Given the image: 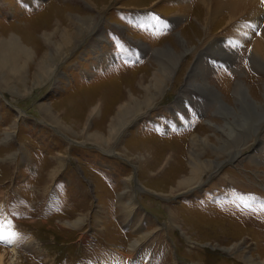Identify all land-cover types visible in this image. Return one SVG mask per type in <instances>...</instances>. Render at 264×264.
I'll return each mask as SVG.
<instances>
[{
  "label": "rangeland",
  "instance_id": "rangeland-1",
  "mask_svg": "<svg viewBox=\"0 0 264 264\" xmlns=\"http://www.w3.org/2000/svg\"><path fill=\"white\" fill-rule=\"evenodd\" d=\"M178 8L0 0V46L40 55H20L18 75L0 68V264H264V101L233 95L248 76L262 85L264 71L249 44L229 39L232 24L207 26L203 48L190 43L199 26ZM61 32L71 41L62 44ZM165 64L174 69L166 92L145 107L132 92L152 86ZM130 102L140 110L117 123ZM196 132L195 157L207 168L179 187Z\"/></svg>",
  "mask_w": 264,
  "mask_h": 264
},
{
  "label": "bare ground",
  "instance_id": "bare-ground-1",
  "mask_svg": "<svg viewBox=\"0 0 264 264\" xmlns=\"http://www.w3.org/2000/svg\"><path fill=\"white\" fill-rule=\"evenodd\" d=\"M177 1V2H176ZM187 0H173V4H175L177 7H179L178 9L183 10V8L185 9V11L190 14L191 18L193 19V21L199 26V30L194 32L193 34H191V38H189L190 43L193 44L197 43L199 44L201 47L204 45V38L207 36L208 33H210V29L212 30V28H209L206 30L207 26H210L214 23V25L219 26L220 28H225L227 26H230L231 24L234 25L233 29H230L227 31L228 36L230 37L229 39L231 40L232 37V42H236V44H239V46H246V44H249V46L252 48V50H250L252 52V59L253 61L257 64V67H260L261 71H264V31L262 36L260 35L259 38H257V36H254V33L251 31L252 28L255 27H259V25H261L263 23V19H262V9L260 6V2L258 0H197L196 1V7H194L193 9H190V6H186V7H180L182 5H184V2ZM100 3V5H102L103 0H97V4ZM188 4V2H186ZM185 3V4H186ZM174 6V5H173ZM224 12H227L226 15ZM264 12V11H263ZM99 13V12H98ZM181 13H179L178 11V16L181 17L180 15ZM243 20V25L240 26L238 24L239 20ZM246 21V22H245ZM61 21H59V24ZM176 22H178V19H176ZM172 23H175V20H172ZM92 24V23H91ZM176 24V23H175ZM59 26V25H58ZM92 26V25H91ZM63 30V29H62ZM219 31V30H218ZM49 33V32H48ZM47 33V34H48ZM47 34H44V36L42 35V38L44 39V41L46 40V36ZM61 36V41L62 44H67L69 41H71L69 39L68 35L63 34L62 32L60 33ZM67 34V33H66ZM182 34V33H181ZM181 37H183L181 35ZM196 38H198L196 40ZM221 39V37H220ZM196 40V42H195ZM49 42V41H47ZM220 42V41H219ZM17 43V42H16ZM15 42L11 41L8 43V46H4V44H2L0 46V68L1 70L3 69L4 71H8L9 73L13 74H17V68L15 66H13L12 64H15L14 62H19L21 60V56L24 57V60L27 58H31V54L35 53L34 57L35 60H38L40 55L38 53H36L32 48H21L19 47ZM73 43V42H72ZM213 43V42H212ZM52 44V43H51ZM235 45V44H234ZM63 46V45H61ZM195 45H192V48ZM191 46H183L182 50L183 51H188V48ZM191 48V49H192ZM203 48V47H202ZM162 49H170L168 52H170V54H175L176 50L179 51V46L171 47V46H165L162 47L160 50ZM223 49V48H221ZM147 50V49H145ZM163 51V50H162ZM165 52V50L163 51V53ZM218 52V51H216ZM21 55V56H20ZM174 56V55H173ZM173 56L171 60L169 62L172 63L173 61ZM179 57V56H178ZM236 57V56H235ZM176 58V57H175ZM178 59V58H177ZM197 59H199V57L197 56ZM22 60V61H24ZM167 61V60H166ZM168 62V63H169ZM177 62V61H176ZM36 63V62H35ZM156 63V61H155ZM42 65V64H41ZM151 66V65H150ZM159 67V66H158ZM193 67L198 68L199 70L201 69L199 67V62L193 64ZM160 68V67H159ZM158 68V69H159ZM21 70V69H20ZM19 70V71H20ZM193 69H191L192 72ZM41 71V68L38 69V73ZM237 71V70H236ZM155 72V71H154ZM37 73V74H38ZM41 73V72H40ZM174 73V69H173V65L169 66L168 64H165L162 66V69H160V76H156L153 78V84L152 86H146L145 88H138L136 89L134 92H132V94H137V96L141 95L142 98L144 99V106H148V104L153 100V97H157L159 96H163V94H165L164 90L165 87L168 85L167 81H166V75L167 74H173ZM13 74V75H15ZM182 74V72L180 73ZM18 75V74H17ZM208 75V74H207ZM206 77H210L211 74L209 76ZM21 76V75H20ZM183 76V75H180ZM256 81L252 82V81H248L250 80L249 76L247 78L244 79H240L238 80V82H236V84L234 85V89H233V95L236 97V99H239L241 97H243V100H249L252 104H260L264 101V94H262L260 96L259 93H261L262 91H264V83L262 85L259 84L258 86V81H260L261 76H256ZM23 77V76H22ZM21 77V78H22ZM202 77V76H201ZM5 78V77H4ZM183 78V77H182ZM185 78V77H184ZM6 79V78H5ZM24 79V78H23ZM248 79V80H247ZM4 82V81H3ZM5 83V82H4ZM136 83V82H135ZM187 83V82H186ZM139 86V85H138ZM207 86V85H205ZM189 87V85L187 86ZM263 88V89H262ZM262 89V90H261ZM231 91V90H230ZM193 94V93H192ZM218 94V93H217ZM232 95V96H233ZM191 96V94L189 95ZM136 97V96H135ZM135 97H129V99L131 98H135ZM213 97V96H212ZM220 98V97H219ZM226 100L229 99L228 101H231L232 98L231 97H227L225 98ZM126 100V99H125ZM133 100V99H131ZM139 100V99H138ZM221 100V99H220ZM258 100L260 102H258ZM242 101V100H241ZM239 101V102H241ZM221 101V105H222ZM238 102V101H237ZM123 103V102H122ZM131 103V102H130ZM150 105V104H149ZM239 105V104H238ZM243 105V104H242ZM141 106V105H140ZM140 106H136L135 104L131 103H127L126 105L123 104V106L119 107L118 113H116L117 115V123L118 121L123 123V116L126 115V113L129 111L130 112H135L137 113L140 110ZM234 106V105H233ZM262 105H260L261 107ZM228 107V106H227ZM242 107V106H241ZM263 107V106H262ZM224 108V107H223ZM235 109V108H234ZM238 109V108H237ZM259 109V108H258ZM257 109V110H258ZM219 110V109H218ZM227 110V109H226ZM224 110V111H226ZM229 110V109H228ZM239 111V110H237ZM252 111V110H251ZM250 111V112H251ZM241 112V111H240ZM239 112V113H240ZM264 112V111H263ZM219 113V112H218ZM246 113V112H245ZM237 114V113H236ZM244 114V113H243ZM242 114V115H243ZM127 116V115H126ZM245 116V115H244ZM247 116V115H246ZM264 116V115H263ZM240 117V116H239ZM242 117V116H241ZM252 117V116H251ZM250 117V118H251ZM256 117V116H255ZM235 118V117H234ZM240 119V118H239ZM256 119V118H255ZM116 120V119H115ZM236 121V120H234ZM240 121V120H239ZM246 121V120H245ZM113 122V120H112ZM210 122V121H209ZM243 122V120H242ZM249 122V121H248ZM247 122V123H248ZM260 122V121H258ZM117 123L111 127V129L109 130L108 135V139L109 142L110 139H114L115 140L119 135L118 131L119 129L115 128ZM246 123V122H245ZM253 123V122H252ZM118 126V125H117ZM243 126V125H242ZM220 127V126H219ZM228 127V126H227ZM255 127V126H254ZM224 128V127H223ZM116 129V130H115ZM113 130V131H112ZM224 130V129H223ZM228 130V129H227ZM245 130V129H244ZM254 131V129H252ZM112 131V132H111ZM247 131V130H246ZM245 132V131H244ZM236 134V133H235ZM244 134V133H243ZM247 134V133H246ZM92 135V134H91ZM97 135V134H96ZM248 135V134H247ZM244 136V139L246 138V136ZM252 135V134H251ZM202 135H199V133H195L194 135L190 136L191 137V152L190 154V163H189V167L187 172L184 174L183 177H180V175H177L178 177H180V180L178 179L177 183H179V187H186L189 185H193L195 186L196 184H198V180L199 177L201 176V174L203 173L202 169H206L207 165L204 164L202 162H199L197 160V158L195 157V152H197L195 150L196 148V144L199 141V138H201ZM205 135H203L204 137ZM234 136V135H233ZM250 136V134L248 135ZM89 137V136H88ZM91 137V136H90ZM216 137V136H215ZM227 138V137H226ZM236 138V137H235ZM94 139L96 141H99L101 143V141H103V136L99 135V136H95ZM242 139V138H239ZM247 139V138H246ZM251 139V138H250ZM227 140V139H226ZM94 141V140H93ZM203 141V139H202ZM230 141V140H229ZM246 141V140H245ZM204 142V141H203ZM224 142V141H222ZM243 142V141H242ZM202 143V142H201ZM231 143V141L229 142ZM235 143V141H234ZM239 144V142H238ZM232 145V144H231ZM230 145V146H231ZM209 146V145H208ZM233 146V145H232ZM246 146V145H245ZM206 147V146H204ZM210 147V146H209ZM237 147V146H236ZM242 147V146H241ZM199 149V148H198ZM214 149V148H213ZM217 149V148H216ZM219 149V148H218ZM212 151V150H211ZM215 151V150H214ZM226 151V150H225ZM224 151V152H225ZM237 152V151H236ZM220 153V151H219ZM235 153V152H234ZM263 153V152H262ZM237 154V153H236ZM202 155V154H201ZM200 155V156H201ZM220 155V154H219ZM223 156V155H222ZM225 156V155H224ZM202 157V156H201ZM200 157V158H201ZM206 157V156H205ZM212 160V159H211ZM220 160V159H219ZM205 161V160H204ZM216 161V160H215ZM223 161V160H222ZM219 165V164H218ZM220 166V165H219ZM205 171V170H204ZM202 172V173H201ZM201 173V174H200ZM200 175V176H199ZM207 175V174H206ZM177 180V179H176ZM197 182V183H196ZM178 185V184H177ZM191 185V186H192ZM187 189V188H186ZM122 208V207H121ZM124 209V216L128 217V214L132 213L133 208H135V205L133 204V202H128L127 207H123ZM77 222V221H76ZM141 224V223H140ZM146 237V236H145ZM5 238V237H4ZM7 239V237H6ZM6 241V240H4ZM137 241V240H136ZM137 244V243H136ZM1 258V257H0ZM1 261V259H0Z\"/></svg>",
  "mask_w": 264,
  "mask_h": 264
},
{
  "label": "snow or ice",
  "instance_id": "snow-or-ice-1",
  "mask_svg": "<svg viewBox=\"0 0 264 264\" xmlns=\"http://www.w3.org/2000/svg\"><path fill=\"white\" fill-rule=\"evenodd\" d=\"M0 239H4V237L2 235H0Z\"/></svg>",
  "mask_w": 264,
  "mask_h": 264
}]
</instances>
